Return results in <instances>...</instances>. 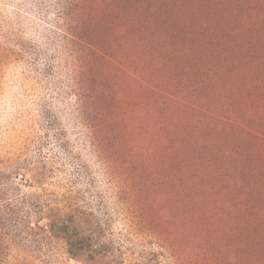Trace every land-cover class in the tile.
<instances>
[{
  "label": "rangeland",
  "instance_id": "obj_1",
  "mask_svg": "<svg viewBox=\"0 0 264 264\" xmlns=\"http://www.w3.org/2000/svg\"><path fill=\"white\" fill-rule=\"evenodd\" d=\"M0 264H264V0H0Z\"/></svg>",
  "mask_w": 264,
  "mask_h": 264
}]
</instances>
